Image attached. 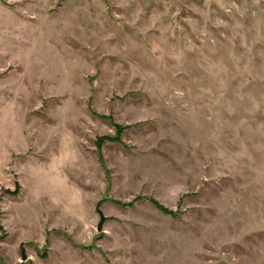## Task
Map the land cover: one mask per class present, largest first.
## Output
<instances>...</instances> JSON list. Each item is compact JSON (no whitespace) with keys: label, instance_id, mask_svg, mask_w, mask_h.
I'll return each instance as SVG.
<instances>
[{"label":"rangeland","instance_id":"374dc122","mask_svg":"<svg viewBox=\"0 0 264 264\" xmlns=\"http://www.w3.org/2000/svg\"><path fill=\"white\" fill-rule=\"evenodd\" d=\"M0 264H264V0H0Z\"/></svg>","mask_w":264,"mask_h":264},{"label":"water","instance_id":"95a60500","mask_svg":"<svg viewBox=\"0 0 264 264\" xmlns=\"http://www.w3.org/2000/svg\"><path fill=\"white\" fill-rule=\"evenodd\" d=\"M98 212H99V214L101 216V220H100V222L98 224V230L102 231V226H103V223L105 221V216L103 215V213H102V211L100 210L99 207H98ZM22 249H23V253H22L23 259H27V256L25 255V252H24V246L23 245H22Z\"/></svg>","mask_w":264,"mask_h":264}]
</instances>
